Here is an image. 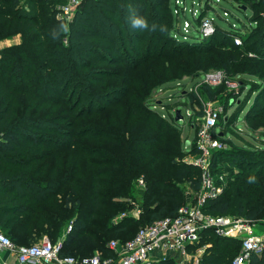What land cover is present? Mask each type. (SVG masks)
I'll list each match as a JSON object with an SVG mask.
<instances>
[{
	"label": "trees",
	"instance_id": "trees-1",
	"mask_svg": "<svg viewBox=\"0 0 264 264\" xmlns=\"http://www.w3.org/2000/svg\"><path fill=\"white\" fill-rule=\"evenodd\" d=\"M233 1L248 7L257 4L255 0ZM55 3L0 0V39L20 35L18 43L0 49V230H7L2 232L16 244H30L43 232L55 242L63 224L70 221L71 229L61 238L60 255H112L108 241L131 238L136 231L132 234L129 224L146 225L174 215L186 201L184 186L190 196L200 187L199 169L183 160L197 152L194 131L192 144L184 148L177 124L158 117L144 100L150 88L173 74L157 75L147 68L133 74L135 67L127 55L144 53L147 57L142 63L153 58L150 62L167 60L179 68L193 51L209 50L204 41L212 34L198 41L166 35L170 42L160 45L153 55V39L161 27L170 25L169 0H83L69 23L57 16ZM117 10L122 19L112 16ZM200 14L194 17L199 23L204 17ZM135 15L147 21L148 30L131 27ZM252 20L256 25L245 38L237 26L215 25L214 34L221 35L232 52L217 54L211 66L238 73L240 67L233 66L237 50L258 55L256 46H264V25L258 18ZM61 25L67 26L66 32ZM233 35L240 37V44L233 42ZM167 46L171 49L166 50ZM199 60L196 68L202 65ZM259 60L249 71L259 69L264 59ZM94 62L118 68L107 71L92 67ZM182 69L188 70L185 64ZM201 88L211 93L212 86ZM119 94L127 95L123 101L112 99ZM260 96L264 89L256 100ZM86 116L96 119L80 126L79 120ZM218 126L230 124L219 117ZM91 130L98 141L94 145L81 142ZM226 133L222 130L217 137L229 140ZM263 160V153L245 148L213 150L212 170L235 175L220 195L206 201L204 209L211 214L236 211L248 219L264 217ZM249 176H256V182L248 183ZM138 178L143 182L140 201L133 194ZM136 204L137 217L119 216ZM202 235L197 244H206L201 263L231 264L239 240L211 230ZM249 264H264V253L253 255Z\"/></svg>",
	"mask_w": 264,
	"mask_h": 264
},
{
	"label": "rangeland",
	"instance_id": "rangeland-1",
	"mask_svg": "<svg viewBox=\"0 0 264 264\" xmlns=\"http://www.w3.org/2000/svg\"><path fill=\"white\" fill-rule=\"evenodd\" d=\"M255 1H257L256 5H249L248 7L233 0H169L171 12V17L169 20L170 25L164 27V31H160L159 36H157L156 39H153V48L151 49V53L155 55L158 50L161 49L160 45L164 47L170 42L168 38H166V35H170L176 40L198 41V38L201 37L199 35L198 29L196 26H194V23L197 24V26L199 23L198 19H194L196 16H194L193 13L196 11L197 14L198 12H201L203 16L212 18L214 25L218 24L228 29H234V26L239 27L242 30L243 38H245L247 37L250 28L255 27L256 25V23L251 24V21H253L252 19L258 18L260 25H264V1ZM260 2H262V4H260ZM74 14L75 13L69 17H63L64 21L69 23V21L74 18ZM112 16L122 19L121 12H119V10H117V12H115ZM109 17L112 19V17L108 15V18ZM242 23H244L245 26H241ZM143 32L144 31L141 33ZM211 34V39L204 41V43L208 45L209 50L207 52L201 53H196L193 51L192 55L188 56L185 58V61H183V65L185 64L188 69L185 71L182 69L183 65H176L179 68H175L172 62L167 60L162 62L164 68L166 69H162V64L150 62L155 61L153 58L147 60L149 63H142L143 60L141 59L147 57V55L145 56L144 53H141L138 57L134 54H131V52L129 55H127V61H129L128 63L133 64V67H135V72L132 70L133 74H138L142 68H147L157 75H161L163 72H168L169 76L173 74V76L150 88L148 94L144 97L145 103L150 107L152 112L158 115V117L168 119L169 121L177 124V126L181 129L179 132V138L184 148L188 145H191L193 139V129L188 123L189 117L185 114V112L188 110L190 112L199 113V104L202 102L209 108H216L218 110L219 117L227 118L230 126L222 127V130L227 132L226 135L229 138V140L224 141L227 148H245L247 151L264 154V96H260V99L256 100L257 95L262 91V89H264V62H260V67L258 70L253 69L252 71H249L250 67L254 65V61H260L259 59H264V46H256L258 55L254 51L237 50L233 66L235 68L240 67L241 71H238V73L229 74L221 66H211V61L215 56H217V54H221L222 52H232L231 47L226 42V40H222L221 35L216 36L214 32ZM19 41L20 35L15 34L13 36L0 39V46L1 48H4L14 45ZM222 42L224 45H221ZM64 43L68 44L67 35L64 36ZM133 44L135 45V40H133ZM141 49L142 47L138 48V50ZM169 49H171V46L166 47V50ZM105 53L109 52L107 51ZM200 57L202 58V65L201 67L196 68V65L200 61ZM154 64L155 66L153 67ZM92 67H103L107 71L118 68L115 64H104L98 62H94ZM212 71H220L222 73L223 77L220 83L215 85L202 82V74ZM107 79H109V77L104 78V80ZM227 81L236 82V84L231 86ZM117 83L118 82H114L115 85ZM203 85L212 86L210 94L201 88ZM191 92H193L197 98H192L190 94ZM126 95L127 94H119L114 96L112 99H115L116 101H123ZM129 101L130 99L128 102ZM258 108L261 110L258 112H253V110H257ZM176 109L180 110L181 115L185 114L183 119H174ZM95 119V117H83L79 120L80 126L87 123V121ZM219 128L220 127L217 128V132L219 131ZM90 132L88 134L85 133L84 137L80 138V141L94 145L95 141H98V139L96 140V138L92 137H95L97 134H95V132L92 130ZM185 141H188L187 145H185ZM184 159L185 156L183 157V160ZM234 175L235 172L229 173L227 176V183L231 181L230 185ZM142 187L143 186H141V184H139L138 180L136 179L134 182L133 194L137 201H140V191ZM184 189L186 191L185 193H188L184 204L191 203L194 200L192 198L194 194L190 196L189 188L184 186ZM134 214V217L138 216L137 213L134 212ZM221 215H227L230 217L239 216L236 211H231L228 214ZM254 220L264 221V217L259 216ZM69 223L70 221H66L63 224L54 240L61 239L65 235L66 228ZM141 226L143 225L135 226L133 223L128 225V227L132 229V234ZM2 231L6 232L7 230ZM43 236H47L49 238L47 233L43 232L36 236V240H39ZM9 237L14 242H16L15 239H13L10 235ZM117 240L121 241L119 238H117ZM124 241L125 240L121 242ZM190 256L191 254L189 253L184 259L188 261ZM154 258L155 260H153L152 263L143 262L140 264H154L153 262L160 261L156 260L158 256H155ZM167 260H169L168 264H182V261L179 257H171Z\"/></svg>",
	"mask_w": 264,
	"mask_h": 264
},
{
	"label": "built area",
	"instance_id": "built-area-1",
	"mask_svg": "<svg viewBox=\"0 0 264 264\" xmlns=\"http://www.w3.org/2000/svg\"><path fill=\"white\" fill-rule=\"evenodd\" d=\"M55 1L57 16L63 18L73 15L83 0ZM196 13L197 11L193 13L194 16ZM214 28L212 18L207 16L202 17L197 26L200 37L209 36ZM232 39L235 44L241 43L238 35H233ZM222 77L220 71L207 72L202 74V82L216 85L220 83ZM228 83L231 86L236 84ZM199 108V113L188 110L185 112L196 136L197 152L187 154L184 160L196 166L200 172V187L195 191L191 203L182 204L174 215L155 219L139 227L134 235L124 242L117 239L109 240L107 245L113 252L112 255H104L101 252L81 257L60 255L61 239L52 242L47 236H43L30 244H16L0 230V264H140L152 262L155 256H158L156 260L179 257L182 264H202L201 255L206 244L200 246L197 244L205 230L239 240L240 246L232 257L231 264H249L253 255L264 253V221L243 216L211 214L204 209L208 199L215 198L223 192L229 172L224 169L214 172L211 167L212 151L227 148L225 142L217 137L222 131L220 127L217 132L218 110L209 108L202 102ZM184 115L182 114L181 119ZM137 180L142 186V179ZM134 212L137 214L140 212L137 204L129 211L121 212L119 216H134ZM70 229L71 222L67 225L66 232ZM189 253L191 256L187 261L184 258Z\"/></svg>",
	"mask_w": 264,
	"mask_h": 264
},
{
	"label": "clouds",
	"instance_id": "clouds-1",
	"mask_svg": "<svg viewBox=\"0 0 264 264\" xmlns=\"http://www.w3.org/2000/svg\"><path fill=\"white\" fill-rule=\"evenodd\" d=\"M132 13H135V11L133 10ZM131 27L133 28H139V29H144V30H148L149 29V25L147 23V21L140 16L135 15L133 19H131ZM61 31H67V26L66 25H61ZM161 31H164L163 27H161ZM53 35H56V33H53ZM257 180L256 176H249L248 177V183H255Z\"/></svg>",
	"mask_w": 264,
	"mask_h": 264
},
{
	"label": "water",
	"instance_id": "water-1",
	"mask_svg": "<svg viewBox=\"0 0 264 264\" xmlns=\"http://www.w3.org/2000/svg\"><path fill=\"white\" fill-rule=\"evenodd\" d=\"M181 116H182V115H181V113H180V110H179V109H176V110H175V116H174V119H175V120L181 119ZM187 144H188V141L185 142V145H187Z\"/></svg>",
	"mask_w": 264,
	"mask_h": 264
}]
</instances>
